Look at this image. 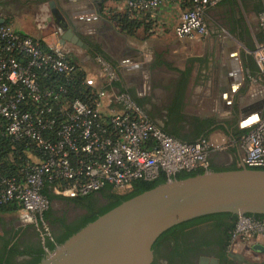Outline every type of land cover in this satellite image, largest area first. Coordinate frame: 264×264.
Returning <instances> with one entry per match:
<instances>
[{
	"label": "crops",
	"instance_id": "crops-1",
	"mask_svg": "<svg viewBox=\"0 0 264 264\" xmlns=\"http://www.w3.org/2000/svg\"><path fill=\"white\" fill-rule=\"evenodd\" d=\"M51 1L85 46L63 40ZM189 6L187 0H172L144 12L129 10L126 0H0V20L47 45H60L94 91L128 92L169 135L188 143L205 139L208 170L238 166L239 138L264 117V81L254 58V50L264 49V0H219L204 12L206 35L178 38L174 28ZM123 16L138 24L134 35L120 28ZM94 46L115 64L118 82L108 85ZM114 110L113 103L101 106L104 115ZM71 199H51L43 213L51 237L44 242L40 224L25 211L0 212V264H25L84 216L87 210ZM56 201L82 211L69 218L54 208ZM226 251L240 264H264V234L248 242L230 240Z\"/></svg>",
	"mask_w": 264,
	"mask_h": 264
},
{
	"label": "built area",
	"instance_id": "built-area-1",
	"mask_svg": "<svg viewBox=\"0 0 264 264\" xmlns=\"http://www.w3.org/2000/svg\"><path fill=\"white\" fill-rule=\"evenodd\" d=\"M172 0H126L129 10L153 11ZM174 32L178 38L206 35L205 10L219 0H187ZM264 26V14L261 15ZM264 81V49L254 50ZM108 85L119 81L115 66L96 58ZM78 65L60 45L23 34L0 23V129L12 141L32 144L33 160H27L18 178L0 165V204L17 203L34 224H40L41 240L51 237L43 213L51 199L41 190L47 183L55 196L75 198L99 192L106 186L117 192L131 188L138 179L153 180L164 174L167 181L181 171L208 170L209 145L205 139L182 142L166 133L126 91L110 87L95 91L94 106L68 98L66 84ZM55 74L64 83L44 87L41 78ZM105 102L117 110L101 113ZM241 160L248 168L264 169V117L239 138ZM264 234V218L239 214L230 240L248 242Z\"/></svg>",
	"mask_w": 264,
	"mask_h": 264
},
{
	"label": "water",
	"instance_id": "water-1",
	"mask_svg": "<svg viewBox=\"0 0 264 264\" xmlns=\"http://www.w3.org/2000/svg\"><path fill=\"white\" fill-rule=\"evenodd\" d=\"M54 2H50L51 8ZM53 16L63 40L83 42L59 10ZM3 23V20H0ZM230 212L264 214V169H236L173 179L131 197L98 216L48 252L38 264H152L151 246L168 227L194 216ZM256 249L263 250L260 246ZM209 262V263H208ZM202 257L199 264H217Z\"/></svg>",
	"mask_w": 264,
	"mask_h": 264
},
{
	"label": "trees",
	"instance_id": "trees-1",
	"mask_svg": "<svg viewBox=\"0 0 264 264\" xmlns=\"http://www.w3.org/2000/svg\"><path fill=\"white\" fill-rule=\"evenodd\" d=\"M118 22L123 31L130 35H134V30L138 26L136 22L129 20L124 16L123 18H120ZM94 49L99 55H102L101 57L108 60L96 46H94ZM110 63L115 66L114 63ZM40 82L42 86L48 87L64 83V79L58 75L50 74L45 78H41ZM66 87V97L70 99L78 98L86 102L90 107L94 106L96 93L93 88L84 82V73L79 68L75 76L67 82ZM31 154L32 144L28 140L21 139L12 141L10 138L4 136L0 129V165L8 175H13L19 178L22 175L21 169L26 165V161L30 160ZM236 168L238 167L231 166L229 168L210 169L220 171ZM205 171L206 170L203 168L181 171L174 175L172 179H183L201 174ZM166 181L167 179L164 174H160L153 180H135L132 183L131 188L124 192H117L109 186H106L98 192V194L105 200V203L102 205L94 204L96 198L93 193L72 198L71 201L84 207L87 210V213L73 224L64 226L65 232L61 236L53 241H46V250L41 249L25 264H38L48 252L54 250L57 245L63 243L67 238L89 222L95 220L98 216L106 213L123 201L159 184L165 183ZM41 193L48 196L50 199L55 197L48 192L46 182ZM20 209L21 207L17 203L0 204V212H12ZM245 215L251 216L255 219L264 218V214L260 213H246ZM237 216V214H232L230 212L207 213L194 216L168 227L157 236L151 246L154 255L152 264H196L201 255L205 253L210 254V252L215 254L218 264H240L230 258L226 251L230 242V232L235 224ZM203 225H205L204 228H201ZM210 230L220 232L222 235L220 239L216 241L206 240L205 233ZM209 246L214 247L213 251L207 249Z\"/></svg>",
	"mask_w": 264,
	"mask_h": 264
},
{
	"label": "rangeland",
	"instance_id": "rangeland-1",
	"mask_svg": "<svg viewBox=\"0 0 264 264\" xmlns=\"http://www.w3.org/2000/svg\"><path fill=\"white\" fill-rule=\"evenodd\" d=\"M95 198L96 199L94 201V204H96V205H102V204L105 203L104 198H102L100 196H97ZM54 208L58 212H60V213L61 212H64L69 218L73 217L76 214H79L82 211L80 207L74 206L72 204L68 205V204H65L64 202H61V201H59V202L56 201L54 203ZM250 261H252V260H250ZM196 264H199V261L198 260H197Z\"/></svg>",
	"mask_w": 264,
	"mask_h": 264
},
{
	"label": "flooded vegetation",
	"instance_id": "flooded-vegetation-1",
	"mask_svg": "<svg viewBox=\"0 0 264 264\" xmlns=\"http://www.w3.org/2000/svg\"><path fill=\"white\" fill-rule=\"evenodd\" d=\"M205 229H207V228H205ZM204 229V230H205ZM206 232V231H205ZM222 235L220 234V232H218V231H208V232H206L205 233V239L206 240H209V241H216V240H218V239H220V237H221ZM208 250H211V251H213V249H214V247L213 246H209L208 248H207ZM162 250V249H161ZM227 254L229 255V257L230 258H232V256L227 252ZM202 257H209V258H216L215 257V254L214 253H212V252H210V254H207V253H205V254H203V255H201L200 256V259H199V262L201 261V258ZM153 258H154V255H153ZM233 259V258H232ZM235 260V259H234ZM153 261V260H152ZM236 262H237V260H235ZM209 263V262H208ZM218 264V263H217Z\"/></svg>",
	"mask_w": 264,
	"mask_h": 264
}]
</instances>
